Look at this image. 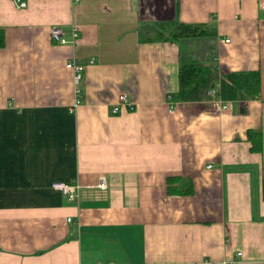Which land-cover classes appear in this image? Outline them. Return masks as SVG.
I'll return each mask as SVG.
<instances>
[{"label": "crops", "instance_id": "obj_1", "mask_svg": "<svg viewBox=\"0 0 264 264\" xmlns=\"http://www.w3.org/2000/svg\"><path fill=\"white\" fill-rule=\"evenodd\" d=\"M24 1L0 0V264H264L262 0ZM174 20L211 33L139 38ZM182 64L215 68L228 109L177 98ZM252 70L259 95L226 96Z\"/></svg>", "mask_w": 264, "mask_h": 264}, {"label": "trees", "instance_id": "obj_2", "mask_svg": "<svg viewBox=\"0 0 264 264\" xmlns=\"http://www.w3.org/2000/svg\"><path fill=\"white\" fill-rule=\"evenodd\" d=\"M156 27L157 32L153 36L141 34L139 38L175 41L181 37L201 36L211 33V31H207L205 24H188L176 20L167 24L160 23ZM3 44V33L0 29V47ZM216 79L217 71L215 68L182 64L178 68L179 88L175 95L182 101L208 99L207 90L213 86ZM228 79L230 84L229 94H226V96L232 99H248L259 95L260 78L258 71L231 72L228 74ZM219 95L223 96L221 86ZM247 137L252 143L251 148L259 151L262 143L260 132L258 130H248ZM262 198L264 199V179H262Z\"/></svg>", "mask_w": 264, "mask_h": 264}, {"label": "built area", "instance_id": "obj_3", "mask_svg": "<svg viewBox=\"0 0 264 264\" xmlns=\"http://www.w3.org/2000/svg\"><path fill=\"white\" fill-rule=\"evenodd\" d=\"M16 7L23 8L26 6V1L24 0H13ZM259 7L263 12V16L260 19V26L264 27V0L260 1ZM50 36L53 40H55L58 43H70L75 44L78 39L79 34V28L76 24H72L71 29L69 31V37L66 36L65 31L61 26H52L49 29ZM227 41V40H225ZM94 58H90L88 60V63H93ZM84 62H79L75 57H72L66 62V67H68L72 71V81L74 85V92H75V99L72 103L71 110L74 109L75 106H77L80 102V93H81V86L83 84V72L85 68ZM208 96L210 98V101L212 104L217 106L218 109L225 110L228 109L229 104L223 100L220 99L218 96V84L216 83L214 86H211L207 90ZM169 99V97H168ZM130 103H128L127 99L125 98V95L119 94L117 96V102L113 104L112 106V113H118L122 107L129 106ZM54 189L61 191L64 195H66L68 198H73L76 196L77 189L79 187L78 184H72V183H65V182H56L52 186ZM99 187L104 188L103 182L99 183ZM69 220V218H68Z\"/></svg>", "mask_w": 264, "mask_h": 264}]
</instances>
